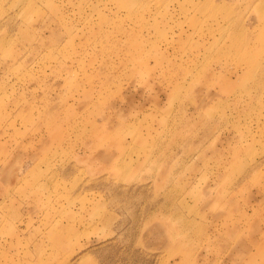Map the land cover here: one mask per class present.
Listing matches in <instances>:
<instances>
[{
  "label": "rangeland",
  "instance_id": "1",
  "mask_svg": "<svg viewBox=\"0 0 264 264\" xmlns=\"http://www.w3.org/2000/svg\"><path fill=\"white\" fill-rule=\"evenodd\" d=\"M261 10L0 0V264H264Z\"/></svg>",
  "mask_w": 264,
  "mask_h": 264
},
{
  "label": "bare ground",
  "instance_id": "2",
  "mask_svg": "<svg viewBox=\"0 0 264 264\" xmlns=\"http://www.w3.org/2000/svg\"><path fill=\"white\" fill-rule=\"evenodd\" d=\"M261 13H262V16L264 15V11L263 10H261ZM264 28V26L262 27V29ZM237 31H240V30H242V28H237L236 29ZM264 31L262 32V41H264ZM257 41V40H256ZM255 46V43L254 42H252L251 43V45H246V47H244V49L247 51V52H251L252 50H253V47ZM261 72H260V74L264 77V69H261L260 70ZM248 76L250 77V74H248ZM226 84V83H225ZM257 84H258V90H257V92H261L262 91V89L264 88V84L262 83V82H260V81H258L257 82ZM251 97L253 98V97H255V98H258L257 97V95H251ZM237 157H239L238 156V154H237V152H235V156H234V159L235 158H237ZM167 198H168V200L172 203V204H176L177 202V200H175V199H170L169 198V196H167ZM178 203H180V201L178 202Z\"/></svg>",
  "mask_w": 264,
  "mask_h": 264
}]
</instances>
